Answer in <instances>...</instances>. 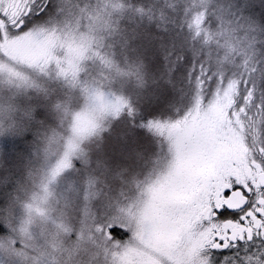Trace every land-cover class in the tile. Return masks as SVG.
I'll return each mask as SVG.
<instances>
[{
  "label": "snow or ice",
  "instance_id": "6c2138e0",
  "mask_svg": "<svg viewBox=\"0 0 264 264\" xmlns=\"http://www.w3.org/2000/svg\"><path fill=\"white\" fill-rule=\"evenodd\" d=\"M0 264H264V0H0Z\"/></svg>",
  "mask_w": 264,
  "mask_h": 264
}]
</instances>
